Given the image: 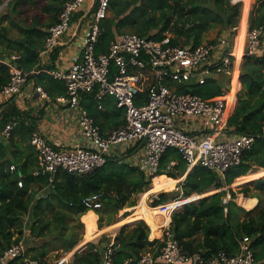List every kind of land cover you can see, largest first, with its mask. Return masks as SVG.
<instances>
[{
    "label": "trees",
    "instance_id": "trees-1",
    "mask_svg": "<svg viewBox=\"0 0 264 264\" xmlns=\"http://www.w3.org/2000/svg\"><path fill=\"white\" fill-rule=\"evenodd\" d=\"M245 1V5L250 2ZM3 2L4 0H0V5ZM255 2L249 15L250 29L264 23V0ZM63 3L64 0H10L9 11L0 14V58L17 53L21 56L18 65L26 71L46 68L40 63V52L44 48L48 29L57 21ZM242 9V0H110L111 15L102 21L97 52L107 51L116 35L121 32L162 39L165 32L170 31L173 34V44L197 47L204 42L210 31L217 30L216 39L240 24ZM247 20L248 16L245 21ZM6 21L9 23H5ZM14 27L20 30L19 36H11ZM56 57L57 50L47 68L54 66ZM113 69L115 70L114 64ZM33 76L38 77V83L51 97L67 93L63 80L45 72L31 73L30 78ZM10 77L9 66L0 62V93ZM236 78L239 88L238 75ZM240 78L242 89L227 124L232 133L253 135L256 141L243 153L241 162L225 173V177L202 165L188 170V164L178 149L169 147L162 156L161 166L154 178L147 177L137 166L115 157L110 158L104 166L82 176L59 171L51 182L49 175L36 177L32 174L38 165L37 151L30 142L34 124H28L22 118L25 112L18 109L15 96L0 103V132L13 117L19 120L8 141L0 134V253L12 244L21 242L20 237L26 226L25 216L32 211L34 214L30 218H35L37 222L32 233L37 236H43L46 231L55 233V238L64 242V250L69 252L81 241V237L75 226L69 231L70 228L62 223L64 213H58L61 208H65L80 218L89 210L83 203L87 196L101 194L105 204L103 209H97L100 210L97 213L100 216L99 226L104 227L114 222V213L138 204V198L134 194L142 193L152 184L156 186L166 179L177 180L187 171L190 172L182 184L183 198L195 193L202 196L214 188L220 189L233 184L240 176L264 168V57L246 56L241 63ZM228 81L224 77L209 79L205 84H190L180 90L211 98L227 91ZM96 94L97 90L84 94L81 103L102 131L125 123V110L117 106L115 97L106 95L98 99ZM8 102L12 103L3 109ZM12 146L16 150H12L11 155ZM172 161L175 164H171ZM13 163L16 165L14 171L10 169ZM118 164L123 170L116 171L115 166ZM20 173L25 175L22 187L18 184ZM33 184L36 185V191ZM39 191L44 194L37 197ZM228 193L231 199L226 203L224 198ZM238 193H243L250 200L258 198L257 205L253 209L237 205L235 198ZM170 194L169 191L160 192L153 205L167 203L171 198ZM34 200L35 206L31 207ZM52 200H57L61 207L55 214L60 223L53 228L51 222H42L45 217L43 204L54 206ZM238 210L242 214L239 215ZM105 212L109 213V217L104 225L102 220ZM170 230L186 250L191 253L202 252L207 257L220 250H226L231 255L237 254L240 250L239 239L249 236L258 264H264V175L243 183L238 191L233 188L222 189L185 203L172 213ZM151 232V238L161 235L160 228H154L144 219L122 225L115 237L118 246L113 254L114 264H139L141 254L145 252L157 255L165 244V238L150 239ZM17 233L20 237L15 239ZM111 241V237L104 234L99 243L87 242L86 248L74 253L71 264H101ZM46 254L43 252L31 256L40 259Z\"/></svg>",
    "mask_w": 264,
    "mask_h": 264
},
{
    "label": "built area",
    "instance_id": "built-area-1",
    "mask_svg": "<svg viewBox=\"0 0 264 264\" xmlns=\"http://www.w3.org/2000/svg\"><path fill=\"white\" fill-rule=\"evenodd\" d=\"M87 3L86 15L78 18L80 25L86 23L81 50L69 68L40 69L65 82L67 93L58 95L56 100L79 111L78 125L83 142L70 148H59L40 130H33L30 142L38 154L33 176L49 175L51 182L59 171L82 176L104 166L110 158L139 147L141 153L136 165L147 177L154 178L165 151L175 147L187 162L188 170L202 165L225 177V173L241 162L243 153L256 141L253 135L232 133L227 124L230 117L227 96L234 89L236 71H239L240 83L237 92L242 86V61L235 52L240 24L197 47L173 44L170 31H166L162 39L121 32L107 51L97 52L102 21L110 15V0H64L57 21L48 29L40 57L54 52L61 37L72 27L75 16L86 8ZM249 55L264 57V23L253 29L247 27L242 60ZM20 57L14 53L11 57L0 58V62L9 66L11 73L0 93L6 99L20 94L30 82L31 73L40 71L29 72L20 67ZM218 76L229 79L228 90L222 95L205 98L180 90L190 84H205ZM96 90L98 99L112 95L117 106L125 110V123L106 133L81 103L84 94ZM36 91L42 98L50 99L42 85H37ZM18 123L17 118L8 121L1 135L9 139ZM191 126L198 127L199 132H188ZM10 169L16 170V165L12 164ZM24 178L25 175L20 173L18 184L21 187ZM230 199L229 194L224 202ZM83 203L89 210H97L103 207L104 201L101 194H93L85 197ZM167 204L169 202L163 205ZM176 209L178 207L170 214ZM163 236L165 244L159 253H142L139 264H258L249 236L239 239L237 254L220 250L210 257L202 252L186 250L170 228L164 231ZM116 246L114 238L107 245L101 264H114ZM67 258L63 257L54 264H68ZM0 264L46 263L33 258L19 242L0 253Z\"/></svg>",
    "mask_w": 264,
    "mask_h": 264
},
{
    "label": "crops",
    "instance_id": "crops-1",
    "mask_svg": "<svg viewBox=\"0 0 264 264\" xmlns=\"http://www.w3.org/2000/svg\"><path fill=\"white\" fill-rule=\"evenodd\" d=\"M84 10L87 11L88 9L84 8L82 11H80L75 16V18L73 20L72 27L70 28V30L66 34H64L61 37L60 43L55 48L54 52L52 54H49V55L44 54L40 57V63L43 65V67L47 68L48 65H51L52 58L55 54V51L57 50V57L55 58V64L51 68L52 69H67V68H69V66L71 65V63L73 61V58L76 55H78V53L81 50L83 29L86 26V23H85V25H84V23L80 25V21L78 20V18L84 14ZM85 15H86V12L83 16H85ZM249 15H250V12L248 14L247 27H249V24H250ZM209 38H210V36H209ZM235 49L238 50L241 48L238 45H236ZM49 69H50V67H49ZM40 72L47 73L45 71V69L40 70ZM40 72L38 71L34 74H39ZM217 79H221V78H217ZM37 85H41L38 83V77L37 76L31 77L30 82L24 87L23 91L14 97V101H15V104L17 105L18 109L25 112L22 118L28 124H30V123L34 124V126H35L34 130L38 129L42 133H44L48 137V139L56 147H59V148H63V147L67 148L68 147V148H70V147H73L79 143H82L83 138H82V134L80 133V129H79V125H78L79 124V111L76 109L70 108L69 106H67L65 104L57 102L56 98H53L51 96H50V99L42 98L39 95V93L36 91ZM10 99H6L5 97H3L0 94V103L7 102ZM11 103L12 102H8V104H6L3 107V109L8 107V105H10ZM236 104H237V100H236L235 105ZM117 112H121V110H117ZM14 118H16V117H13L12 119H14ZM184 128H186V127H184ZM111 129L112 128H109V129L103 131V133H106ZM187 131L192 132V133H198L199 132L198 127H195V126H191L189 129H187ZM203 131H204V129H203ZM0 134H1V132H0ZM4 139H6V138H4ZM6 141H8V140L6 139ZM10 150H11V155H12V153H13L12 150L15 151L16 147L12 146ZM140 153L141 152L139 150V147H137V148L133 147L128 151V153L120 155L119 157H116V159L122 160L123 162H129V163L133 164L134 166H137L136 164L140 158ZM126 158H128V159H126ZM13 164H15V163H13ZM12 171H14V170H12ZM189 172L190 171H187V173L185 175H183L179 178H176L177 180L166 179V180L160 182L158 185L161 186L164 183L165 186H167L166 184H170V182H172V181L176 182V184L179 181L180 182L179 185H181V187H182V184L185 181ZM263 173H264V168H259L258 171H255V172H252L250 174L243 175L240 177H242V178L244 177L245 179H247L248 177H256L257 175H261ZM155 177H157V176H155ZM167 177H169V176H167ZM171 178H173V177H171ZM251 180L252 179H249L247 181H251ZM247 181H244V182L239 183V184H243ZM234 183H233V185H234ZM33 186L36 187L35 184H33ZM174 188H176V185L172 189H174ZM172 189H168V190H172ZM220 189H227V188L225 186V187L220 188ZM220 189H217L213 192L220 191ZM213 192H211V193H213ZM195 194L199 195L200 197L199 196H193L194 195L193 194L192 195L193 198H197V197L201 198V197H204L206 195H209V192H208V194L203 193L202 196H201V194H197V193H195ZM244 197H246V196H244ZM248 198H256V197H248ZM187 199H190V198H187ZM247 201L251 202V200H247ZM182 205H184V204H182ZM182 205H180V206H182ZM90 210L93 211V209H90ZM94 211H96V210H94ZM96 213H94V215L91 214L90 220L94 221L96 226L98 228H100L101 230H100L99 235H97L96 237H94L92 240H89V241L99 243L102 236L105 234L104 230L106 228L99 226V214L97 213L98 214L97 215ZM128 215H130V214H128ZM94 216H96L97 219L95 218V220H94ZM124 216H122V217H124ZM166 219H168V218H166ZM135 220H138V219H134V220L128 221L126 223L133 222ZM171 220H172V215L168 219L167 224L165 225V223H164L162 225V227H160V229H161V235L160 236L163 237L164 231L166 229L170 228ZM124 224H125L124 222H121V224H113L112 223L111 225H106V227H108V226H110V227L113 226V227H112V233L105 234V235L111 236V239L113 240L116 237V235L119 233L122 225H124ZM158 238H159V236H158ZM150 239H154V238H150ZM89 241H87V242H89ZM83 242L84 241L82 239L77 244V246H76L77 249L75 251H82L84 248H86L87 242L86 243H83Z\"/></svg>",
    "mask_w": 264,
    "mask_h": 264
},
{
    "label": "rangeland",
    "instance_id": "rangeland-1",
    "mask_svg": "<svg viewBox=\"0 0 264 264\" xmlns=\"http://www.w3.org/2000/svg\"><path fill=\"white\" fill-rule=\"evenodd\" d=\"M243 1V9H242V17H241V22H244L245 19L248 16V13L254 8V5L256 4V0H250L249 4L245 5V0ZM9 2L10 0H4V2L0 5V14L6 13L9 11ZM86 9H88V3L85 5ZM245 9V10H244ZM110 15H111V11H110ZM248 21V20H247ZM5 23H9V22H5ZM21 34L20 30L16 27L12 28L11 30V36H19ZM239 34V33H238ZM217 35V30H212L210 31V33L207 34L206 38L204 39V42L208 41L210 38H215ZM210 36V38H209ZM246 57V56H245ZM245 57L242 60V56H239L240 61H244ZM238 75V71H236V74L234 76V80H233V91L229 93L228 95V100H229V104H230V109H228V114H232L236 108V100L238 98V94L239 92H237V78L236 76ZM218 78H222V76H218ZM232 89V88H231ZM242 89V86H241ZM237 94H236V93ZM236 97V98H235ZM235 107V108H234ZM128 159V158H126ZM116 171H121L123 170V167L118 164L117 166H115ZM259 170V169H258ZM257 170V171H258ZM264 175H257L256 177H248L247 179H245L244 177L242 178H238L236 179V182L234 183V185H227L226 188L229 189L230 187L233 188L234 190L238 191L241 187L242 183L244 181H247L249 179H255L257 177H260ZM179 181L174 183V186L176 185V188L172 189V190H164L161 189L159 185H151V187L149 189H147L146 191L139 193V194H134L135 197L138 198V204L131 207H125L121 210H119V212L114 213L113 214V218H114V222L113 224H121V222H128V221H132L134 219H144L146 222H149L154 228H160L162 227V225L165 223V225L167 224L168 219L170 217V212H166L164 210V207L166 205H158V206H154V201L157 197V195L162 192V191H169L171 194V198L170 200H168V202H172L173 200L176 201H180V199H183L182 197V187L181 185H179ZM37 188L34 186V191H36ZM217 189H212L209 192V194L213 191H215ZM204 193V194H208ZM157 193V194H156ZM41 194H44L43 191H39V193L37 194V197H40ZM230 193H228L229 195ZM147 197V205L142 206L141 204V199L142 196ZM193 196H199L194 194ZM245 195L243 193H238L237 198L235 199V202L237 203V205L245 208V209H253L256 205H257V199L247 201L250 199H247V197H244ZM190 198L188 201H192L195 198L188 197ZM175 201V202H176ZM187 201V202H188ZM167 202V203H168ZM186 202V203H187ZM52 203L54 204V206H51L50 204L48 205V203L43 204V208L45 211V217L43 219V223L45 222H51L52 223V228L56 225L59 224L60 222H58L56 220L55 214L58 213V209H60V204L57 200H52ZM105 204V203H104ZM166 204V203H164ZM35 206V200L32 203L31 207ZM104 207V206H103ZM103 207L101 209H103ZM181 206H179L178 208H180ZM133 208V209H132ZM151 209H154L156 211L157 214V218L158 221H155L154 218L151 216ZM100 210H96V211H92L89 210L88 212L85 213V215L82 217H78L76 214H74L73 212L67 210V209H62L61 211L58 213L59 215H61V213H64L65 215V219L62 222L63 224H65L66 226H68L70 229L69 231L72 230V227L75 226L77 229V232L79 234V237H81V240L83 239V243H86L89 240H92L94 237H96L97 235L100 234V228L96 229V224L94 223V221L90 220L91 214L94 215V213L98 212ZM94 212V213H93ZM126 213H129L130 215L128 216H124ZM33 211L25 216V228H24V233L22 234V236L20 237V234H16L15 235V239H17L18 237H20V241L23 243V245L26 247L27 251L31 254H41L43 252L47 253L46 256L44 257H40V260L43 261L46 264H54L56 261L61 260L63 257H67L68 256V264H71L73 259H74V253L76 252L75 250L77 249V245L74 247L73 250L71 251H65L64 247H65V243L62 242L60 239L55 238V233H52L51 231H46L44 232L43 236H37L34 235L32 233L33 227L36 226V219L35 218H30L33 215ZM97 214V213H96ZM238 214H242L241 210H238ZM98 215V214H97ZM144 215V216H143ZM124 216V217H122ZM109 217V213L105 212L103 214V220L102 223L105 225L107 223ZM96 216H94V220H95ZM97 219V218H96ZM100 219V216H99ZM158 222H160V224H158ZM164 225V226H165ZM112 227L113 226H108L106 227V225L103 228H106L105 234H109L112 233ZM95 229V230H94ZM58 232V231H56ZM151 234L150 233V238H151ZM111 237V236H109ZM164 237V236H163ZM162 236H159V238H163ZM155 238V237H153ZM158 238V236L156 237ZM66 264V263H65Z\"/></svg>",
    "mask_w": 264,
    "mask_h": 264
},
{
    "label": "bare ground",
    "instance_id": "bare-ground-1",
    "mask_svg": "<svg viewBox=\"0 0 264 264\" xmlns=\"http://www.w3.org/2000/svg\"><path fill=\"white\" fill-rule=\"evenodd\" d=\"M246 29H247V21L241 22L240 23V31H239V34L237 35V38H236V45H238L241 49H238V50L235 49V52H236V55L238 56V58H239V56L243 55V46H244V42H245ZM227 98H228V96H227ZM229 109H230V104H229ZM174 183L175 182L172 181V182H170V184H166L167 186H165V184L163 183L160 187H161V189L168 190V189H171L174 187ZM188 200L189 199H187V198H183V199H180V201L169 202V204H167L164 207V210L166 212H170V211H172V209L179 207L180 205L186 203ZM141 204H142V206H145V205L148 206L146 195L142 196ZM151 216L154 218L155 221H158L157 214H156V211L154 209H151ZM158 224H160V222H158Z\"/></svg>",
    "mask_w": 264,
    "mask_h": 264
},
{
    "label": "water",
    "instance_id": "water-1",
    "mask_svg": "<svg viewBox=\"0 0 264 264\" xmlns=\"http://www.w3.org/2000/svg\"><path fill=\"white\" fill-rule=\"evenodd\" d=\"M237 1H240V0H237ZM190 29L192 30V26L190 27ZM220 190H222V189H220ZM198 198H199V197H197V198H195V199H198ZM195 199H194V200H195ZM192 201H193V200H192ZM184 204H185V203H184Z\"/></svg>",
    "mask_w": 264,
    "mask_h": 264
}]
</instances>
